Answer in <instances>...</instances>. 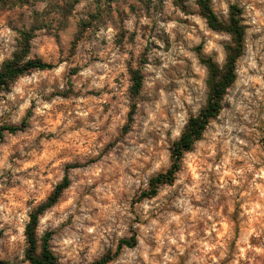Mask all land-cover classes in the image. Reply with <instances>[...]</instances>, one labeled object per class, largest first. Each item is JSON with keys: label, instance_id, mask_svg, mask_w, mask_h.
<instances>
[{"label": "rangeland", "instance_id": "374dc122", "mask_svg": "<svg viewBox=\"0 0 264 264\" xmlns=\"http://www.w3.org/2000/svg\"><path fill=\"white\" fill-rule=\"evenodd\" d=\"M242 10L237 79L172 186L144 198L171 149L207 106L202 58L222 67L231 38L196 0H39L0 5V69L22 53L52 64L0 92V261L25 263L31 213L68 177L40 220L61 264H264V0H211ZM143 86L132 95L133 74Z\"/></svg>", "mask_w": 264, "mask_h": 264}, {"label": "trees", "instance_id": "16d2710c", "mask_svg": "<svg viewBox=\"0 0 264 264\" xmlns=\"http://www.w3.org/2000/svg\"><path fill=\"white\" fill-rule=\"evenodd\" d=\"M39 0H0L1 6L29 4ZM200 16L206 21L208 27L217 33H225L231 38V43L225 47V63L219 67L212 58H202L201 63L205 66L208 73L207 87L209 95L207 106L204 111L197 117L190 118L180 139L175 142L171 149L172 165L170 169L149 181V189L144 193V198L153 199L158 195L161 187L172 186L177 174L179 173L184 156L192 152L194 145L202 139L210 121L217 117L221 112V103L228 89L237 79L236 67L239 59L244 53L245 27L242 24V10L237 6L230 8L229 17L226 21L221 20L213 11L211 0H196ZM41 30L36 27L31 32H23L24 46L22 53L15 54L13 59L3 63L0 69V92L5 91L8 87L34 71H50L55 67L52 64L45 63L41 60H26L25 57L29 52V42L34 38L33 31ZM132 95L134 98L139 94L143 86V78L139 72L133 74ZM31 112L20 125H4L0 127V143L6 135H16L25 132L29 127ZM71 182L68 177L55 188L53 194L48 200L37 207L30 215L29 222L25 228V237L27 249L25 252V263L27 264H61L57 256L50 247L51 234H46L42 239L38 238L37 231L41 218L53 207H55L63 193L69 189ZM138 245L135 236L120 241L116 253L106 255L101 260L92 264H110L117 258L123 249H132ZM0 264H16L0 261Z\"/></svg>", "mask_w": 264, "mask_h": 264}]
</instances>
